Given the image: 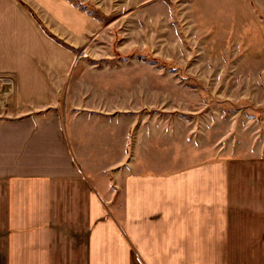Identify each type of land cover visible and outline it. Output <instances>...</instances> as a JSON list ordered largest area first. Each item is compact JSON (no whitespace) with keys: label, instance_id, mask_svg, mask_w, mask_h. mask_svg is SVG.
<instances>
[{"label":"crops","instance_id":"0c3cea01","mask_svg":"<svg viewBox=\"0 0 264 264\" xmlns=\"http://www.w3.org/2000/svg\"><path fill=\"white\" fill-rule=\"evenodd\" d=\"M37 21L0 0V75L23 107L0 118V264H264V153L210 142L183 153L178 136L141 129L132 141L124 118L113 172L116 120L68 126L54 110L74 56Z\"/></svg>","mask_w":264,"mask_h":264},{"label":"rangeland","instance_id":"374dc122","mask_svg":"<svg viewBox=\"0 0 264 264\" xmlns=\"http://www.w3.org/2000/svg\"><path fill=\"white\" fill-rule=\"evenodd\" d=\"M20 3L74 56L66 79L56 80L54 110L68 126L73 115L116 120V152L101 159L113 172L122 168L124 118L132 141L141 129L164 143L178 136L183 153L187 142L264 153V0ZM64 12L60 24L56 13ZM12 80L0 75V118L23 112L9 94Z\"/></svg>","mask_w":264,"mask_h":264}]
</instances>
